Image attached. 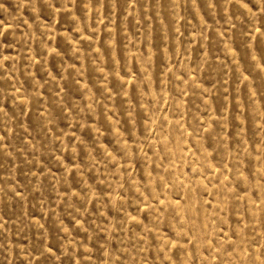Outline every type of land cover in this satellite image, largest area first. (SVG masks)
<instances>
[{
	"label": "rangeland",
	"instance_id": "obj_1",
	"mask_svg": "<svg viewBox=\"0 0 264 264\" xmlns=\"http://www.w3.org/2000/svg\"><path fill=\"white\" fill-rule=\"evenodd\" d=\"M0 264H264V0H0Z\"/></svg>",
	"mask_w": 264,
	"mask_h": 264
}]
</instances>
